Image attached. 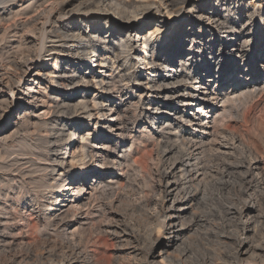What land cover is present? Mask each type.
I'll list each match as a JSON object with an SVG mask.
<instances>
[{"label": "bare ground", "instance_id": "6f19581e", "mask_svg": "<svg viewBox=\"0 0 264 264\" xmlns=\"http://www.w3.org/2000/svg\"><path fill=\"white\" fill-rule=\"evenodd\" d=\"M209 1L0 0V159L19 145L0 184L34 188L35 203L26 220L0 203V264H264V155L215 126L225 104L263 92L236 56L264 2ZM136 118L150 134L123 150ZM85 131L94 141L75 142ZM95 166L99 184H78Z\"/></svg>", "mask_w": 264, "mask_h": 264}, {"label": "rangeland", "instance_id": "374dc122", "mask_svg": "<svg viewBox=\"0 0 264 264\" xmlns=\"http://www.w3.org/2000/svg\"><path fill=\"white\" fill-rule=\"evenodd\" d=\"M211 1L212 0H210L209 2H211ZM215 2H216V0H215ZM250 2L252 3V0H248L247 3L245 2V5L249 4ZM262 2H264V0L258 2L257 5L258 4L260 5ZM25 6H27V4ZM24 7L21 8V4H19L17 7L13 8V11L15 13V11L21 10ZM212 7H215V6H214V4L211 3V4H209V7H207V10L208 11L212 10ZM248 8L251 9L250 7H248ZM250 12L252 13V16H251V20H250L249 25L253 31L252 36L254 35L255 39H253L254 42H251V44L244 45L245 48L241 50L242 52L239 53L240 55L236 56L238 58L237 59L238 62L241 63V68H239V72H238L239 74L238 75L244 77V80L247 78L248 75L251 78L253 77V79H258L259 83L256 85H259L263 92L260 94V96H258L254 100H251V98H249V97H246L247 98L246 99L244 96L243 97L241 96L239 98V100L232 102V103L225 104V107L228 110L229 114H228L227 118L218 119V121L215 123V126L217 125L218 127H229V128L234 129L236 131L237 130L242 131L244 136H245L246 143L248 145H250L252 148H257L259 150V152L263 153V155H264V16L258 10H255V12H254V10L251 9ZM165 13H166V11L163 10V14H165ZM17 19L18 20H24L23 17H18ZM186 20L187 19L184 18V16H182L176 22V25L180 26V25H182V23H186L185 22ZM243 20H244L243 23H246L248 21V18L245 17ZM151 29H153V28H151ZM147 34H145V35H147ZM218 36H216V39H218L219 43H222V42L225 43L226 41L230 42V40H232V38L222 40V36L221 35H218ZM251 38L252 37H250V39ZM165 39L163 40V42L165 41ZM136 40H138V39L135 37V41ZM142 43H143V41H142ZM142 43H140V44L143 45ZM185 45L188 46V43H186ZM250 45H251V47H250ZM241 56H243L244 59ZM92 65H94L92 67V69L85 68V70H84L85 73H87L88 75H90L92 71H96V70L99 71L100 70L96 66V63H94ZM90 66L91 65H89V67ZM137 67L138 68H133L132 71L133 72H139L140 70L144 71L143 75H146V73L148 74L150 72L149 70L141 68V66H137ZM178 70H181V69L178 68ZM51 71L55 72V68L52 69ZM235 81H238V80H235ZM205 82H207V81H205ZM238 82H242V81L240 80ZM211 85H213V83ZM213 87H215V85H213ZM92 92L93 91H91L89 93V95H91ZM225 92L231 93L230 87ZM127 93H128V91L125 90L123 92V95L125 96ZM94 95H95V93H93V95H91L88 98L90 102L94 98ZM129 96L125 97V99L130 98L129 100L126 101V104L128 105L127 107L129 108V106H130L131 109L139 107L138 98H134V97L132 98V96H130V97ZM231 96H232V93H231ZM225 97H227V96H225ZM117 100L118 99L116 98V100H114V101H117ZM215 105L217 106V104H215ZM211 106H212V104H211ZM218 106H219V111H216L215 116H213V118L218 117L216 115L222 114V109H224L223 108L224 104L220 102ZM26 109H27V107L22 108L21 110L16 111V112L13 111L11 113V118L17 117L19 114H21L20 116H23L25 114ZM44 112L45 111L43 109L37 111L35 117H38V115L41 116L40 114H43ZM137 115H140V109L138 110ZM243 116H245V117H243ZM37 119L38 118H33L34 121H36ZM136 121L138 123L137 124L138 128L135 131H132V138L128 142L129 145L123 150H130V149L133 150L134 149L131 147L133 138L142 137V138L146 139V138H148V136L150 134V130L147 128L146 122L144 120H138L137 119ZM93 123H94V126H96L98 121L94 119ZM213 125H214V123H212L210 126L213 127ZM210 130H212V128ZM166 132H168V131H166ZM101 135H105V137H107V139H109L110 137L111 138L114 137L110 133L107 134V131L101 132ZM83 136H85L86 138H89L91 141H94V136H96V135L93 134L92 136L89 137V136H87L86 131H85V134L81 135L80 137H79V135H77L74 141L75 142H77L78 140L81 141V137H83ZM118 142H119V140L117 139L116 143H118ZM148 144H149V146L147 147V152L148 153L150 151L153 152V150H151L152 145H150L152 143H150L148 141ZM10 145H11V147H9V150L7 151L8 153L3 155L4 156L2 158L3 160L0 159V163H1L0 167L2 168L5 165L3 167V170L0 169V178H2V176L7 178L10 175H12L11 172H9L11 168L10 169L7 168L6 164H8V161H10L12 158L15 159V157H18L17 155H18L19 151H17L16 153H15V151L18 150L17 148L19 145H16L15 142L12 144H9V146ZM15 146H16V148H15ZM22 147H24V146H22ZM13 149H14V151H13ZM119 151H121V149L118 150V152ZM26 152L27 153L29 152L28 149H26ZM129 152H131V151H129ZM155 152H156V150H155ZM9 153H11L10 156H9ZM6 155H8L10 158L8 156H7L8 158H6L5 157ZM238 157H240V155H238ZM5 159H8V160H5ZM70 160L71 159H69L68 161L70 162ZM3 161H5V162H3ZM4 168L7 171H5ZM100 168H101L100 166H95L93 168V171L91 172V174H89V175L87 174L86 176H79L77 178V181L79 180L78 184H80L82 186L83 183H87V184H91L92 186H97L99 184V179H98L97 175H101L102 173L105 172L104 168L103 169H100ZM6 172H7V174L5 175ZM8 172L10 174H8ZM37 174L40 175V173H37ZM37 174H35V176H37ZM13 175H18V173L17 174L14 173ZM5 185L6 184H0V189H1L0 190V203H1V205H4L8 208L7 209L9 211L8 213H10L12 211V213L15 216V212H20V214L22 215V217L25 220L28 219L29 215L32 213L31 211L28 210L29 209L28 206L35 205V203L32 201L33 200L32 199L33 194H34V191H32V189L34 190V188H32L30 186L29 187L24 186L20 183H17L16 185L13 184L12 186H7V185L5 186ZM16 208H17V210H16ZM174 212H175V210L171 211L173 216H175L174 219H176L178 217V214H176ZM23 226H24V224L21 221L20 222L18 221L16 226H15V223L13 222L12 226L10 227L13 235L17 234L18 236H20L23 233H25L26 229L23 230V228H22ZM232 226H233V224L230 223V225L228 227H224V229H222L221 231L231 233L234 230V228ZM208 228L209 227H205V226L200 227L199 233L201 234L202 232H206L207 230H204V229H208ZM201 237L203 238L204 234H201ZM165 242H166V240H165ZM203 243H205V242L203 241ZM230 245H231V243L228 245L223 244L221 246V250H220L221 255L220 256L224 260L228 259L229 255L231 256V254H232V251H231L232 245L231 246ZM159 261H160V259H159Z\"/></svg>", "mask_w": 264, "mask_h": 264}]
</instances>
